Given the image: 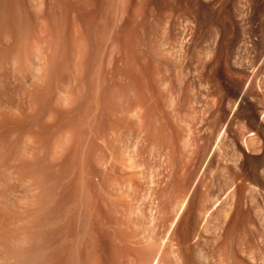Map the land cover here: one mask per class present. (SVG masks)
I'll return each mask as SVG.
<instances>
[{
  "label": "rangeland",
  "instance_id": "374dc122",
  "mask_svg": "<svg viewBox=\"0 0 264 264\" xmlns=\"http://www.w3.org/2000/svg\"><path fill=\"white\" fill-rule=\"evenodd\" d=\"M0 2V264H233L264 0Z\"/></svg>",
  "mask_w": 264,
  "mask_h": 264
},
{
  "label": "bare ground",
  "instance_id": "6f19581e",
  "mask_svg": "<svg viewBox=\"0 0 264 264\" xmlns=\"http://www.w3.org/2000/svg\"><path fill=\"white\" fill-rule=\"evenodd\" d=\"M61 1V0H60ZM73 1V0H72ZM39 2V1H38ZM71 2V1H70ZM1 3V2H0ZM15 3V2H14ZM24 3V2H23ZM40 3V2H39ZM2 4V3H1ZM17 4V3H16ZM3 6V5H2ZM1 7V6H0ZM26 7V6H25ZM30 7V6H29ZM40 7V6H39ZM13 8H15L13 6ZM19 9V8H18ZM18 11V10H17ZM33 11V10H32ZM10 12V11H9ZM2 13V12H1ZM26 15V14H25ZM24 15V16H25ZM29 15V14H28ZM53 15V14H52ZM2 16V15H1ZM13 17V16H12ZM39 18V17H38ZM46 18V17H45ZM42 19V17H41ZM44 19V16H43ZM40 21V20H38ZM37 21V22H38ZM45 22V21H44ZM7 30V29H6ZM12 35V34H11ZM20 35V34H19ZM7 37V36H6ZM10 39V38H9ZM6 40V39H5ZM1 44V43H0ZM14 48V47H12ZM11 49V48H10ZM8 50V49H7ZM16 50V49H15ZM25 50V49H24ZM13 51V49H12ZM11 52V51H10ZM9 52V53H10ZM25 52V51H24ZM13 53V52H11ZM11 55V54H10ZM22 55V54H21ZM22 59V58H21ZM21 61V60H20ZM14 65V64H13ZM20 65V64H19ZM22 65V64H21ZM18 67V66H17ZM22 69V68H19ZM7 71V70H6ZM4 73V72H3ZM2 79V78H1ZM6 79V78H5ZM254 138V137H253ZM259 139V138H258ZM248 140V139H247ZM250 140V138H249ZM255 139H252V141H254ZM251 141V142H252ZM258 142V141H257ZM256 143V142H255ZM252 144V143H251ZM249 145V144H248ZM254 145V144H253ZM234 146V145H233ZM255 146V145H254ZM249 147V146H248ZM251 147H253L251 145ZM250 148V147H249ZM257 149V148H256ZM234 172H235V177L239 175L240 173V167H238L239 165V160L241 157V153L237 152L236 148L234 149ZM264 155V154H263ZM263 155H258L260 157H258L257 155H250L248 156V160L250 162H254L256 163V168L255 164H254V169H250L251 171L248 172V170H246L247 172L244 174V172L241 171V173H243V175L241 174L240 176H243L241 178H243L241 181V183L238 184L237 189L234 190V195L237 196V208L235 211V220L233 222L231 231H230V235L232 236V240L234 242V246H235V250H234V254L232 253L233 256V260L234 263L233 264H264V205H261V201H257L255 192H256V188L254 187V185H252V182L254 181L255 183L259 182V183H263L264 182V175L262 173V175L260 174L259 168H261L260 171H264V157L261 158V156ZM233 158V157H232ZM242 161V160H241ZM244 167H242L243 169ZM258 169V171H257ZM136 176V175H135ZM240 178V177H239ZM238 178V179H239ZM240 178V179H241ZM233 179V178H232ZM5 180V179H4ZM3 181V180H2ZM244 181H246L247 183H249V189L246 190V192L248 191L247 195H248V199L247 200V208L245 209V207L241 206L240 203V197L242 195V192L244 191V189L247 188L246 185H243ZM233 182V181H232ZM235 183V182H234ZM243 183V184H242ZM258 183V184H259ZM237 184V183H236ZM264 186V184H261ZM260 186V185H259ZM236 187V186H235ZM261 188V186H260ZM263 188V187H262ZM261 188V189H262ZM259 189V190H261ZM233 190V189H232ZM258 191V190H257ZM1 192V191H0ZM260 192V191H259ZM261 195V194H260ZM264 195V194H263ZM235 196V197H236ZM246 196V195H245ZM258 197V196H257ZM247 198V197H246ZM122 202V201H121ZM116 203V202H115ZM126 204V203H125ZM124 204V205H125ZM1 208V207H0ZM220 257H221V261L222 263L220 264H224V262L229 258V254L228 250H227V241H224L221 245V250H220ZM2 252V251H1ZM1 255H3L2 253H0ZM0 255V259L2 258V256ZM248 256V258H247ZM155 261V260H154ZM155 264V263H154Z\"/></svg>",
  "mask_w": 264,
  "mask_h": 264
}]
</instances>
